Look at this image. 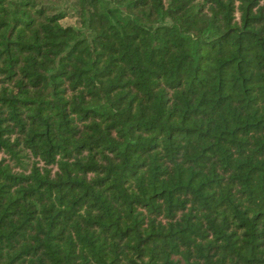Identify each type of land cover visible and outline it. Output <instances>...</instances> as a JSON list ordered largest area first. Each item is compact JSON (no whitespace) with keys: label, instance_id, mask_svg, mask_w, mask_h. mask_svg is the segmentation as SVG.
Wrapping results in <instances>:
<instances>
[{"label":"trees","instance_id":"16d2710c","mask_svg":"<svg viewBox=\"0 0 264 264\" xmlns=\"http://www.w3.org/2000/svg\"><path fill=\"white\" fill-rule=\"evenodd\" d=\"M0 264H264V0H0Z\"/></svg>","mask_w":264,"mask_h":264},{"label":"rangeland","instance_id":"374dc122","mask_svg":"<svg viewBox=\"0 0 264 264\" xmlns=\"http://www.w3.org/2000/svg\"><path fill=\"white\" fill-rule=\"evenodd\" d=\"M64 23H75V17L73 16H66L62 19Z\"/></svg>","mask_w":264,"mask_h":264}]
</instances>
